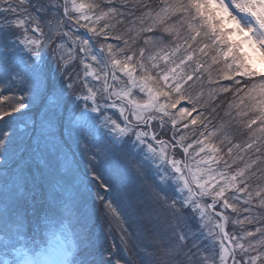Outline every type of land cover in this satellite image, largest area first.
I'll return each mask as SVG.
<instances>
[{"label": "rangeland", "instance_id": "rangeland-1", "mask_svg": "<svg viewBox=\"0 0 264 264\" xmlns=\"http://www.w3.org/2000/svg\"><path fill=\"white\" fill-rule=\"evenodd\" d=\"M152 1L0 0V264H264V0Z\"/></svg>", "mask_w": 264, "mask_h": 264}, {"label": "trees", "instance_id": "trees-1", "mask_svg": "<svg viewBox=\"0 0 264 264\" xmlns=\"http://www.w3.org/2000/svg\"><path fill=\"white\" fill-rule=\"evenodd\" d=\"M212 1V0H211ZM215 3H217L215 0H213ZM150 2L151 3H154L152 0H150ZM153 6H155V7H157L155 4L153 5ZM175 11V13H174V16H177L178 18H176V20H175V22L177 23H180L181 24V21H182V19H183V17H181V13H182V9H176V10H174ZM174 11H172V12H174Z\"/></svg>", "mask_w": 264, "mask_h": 264}]
</instances>
